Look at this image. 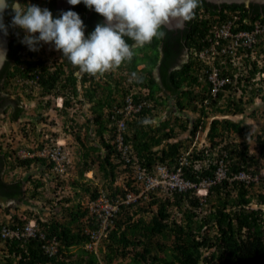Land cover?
Returning a JSON list of instances; mask_svg holds the SVG:
<instances>
[{
	"label": "trees",
	"instance_id": "obj_1",
	"mask_svg": "<svg viewBox=\"0 0 264 264\" xmlns=\"http://www.w3.org/2000/svg\"><path fill=\"white\" fill-rule=\"evenodd\" d=\"M22 2L26 6L29 0ZM31 3L49 8L54 16L71 9H59L56 0H31ZM221 5L244 9V4L240 3ZM218 6L219 4L199 0L192 19L187 21L184 29L170 30L164 25L163 37L153 38L143 48L135 49L130 61H124L117 68L102 74L79 71L78 66L71 65L62 53L53 65H49L47 58L41 56L39 50H29L26 55H17L16 51L18 53L26 48L24 44L11 50L9 57L14 60L10 59L6 63L0 73L1 80L5 78L10 82L19 77H39L41 95L65 96L63 110L67 113L76 102H93L91 108L94 116L88 118L84 125L70 114L71 122L75 123L73 129L77 126L79 130L74 134L81 149L76 146V164L82 169L79 178H71L74 193L63 197V202L60 201L68 205H61L60 209L57 207L59 214L55 213L51 218L44 219L40 214L34 213L27 219L16 216L14 220L16 224L23 226L29 219L36 218L47 238L57 237L58 251L50 255L44 247L46 239L39 236L8 238L4 242L5 255L0 256V264H115L116 261L123 264H264L263 189L225 177L211 185L210 195L206 200H202L191 189H177L162 196L158 192L161 188H158L149 191L147 196L134 203H126L123 202L126 189L115 183L118 173L115 171L116 164L111 159L114 147L104 138V134H109V138L116 135L115 123L117 118L123 116L116 109L123 107L131 99L143 108L141 113L127 120L128 127L124 133L126 140L138 152V163L148 170L153 171L157 163H166L171 171L181 169L186 179L199 182L215 177L216 164L219 165V158L224 153L227 161L235 159L227 165L229 175L239 170L247 158L257 162L255 155L249 152L246 138L242 140V137L252 135L249 127L240 120L217 114L243 113L245 104L254 101L260 94L264 97V76L261 74L264 67L259 62L252 61V65L239 74L232 72L235 68L231 71L222 69L224 76L236 77L238 83L227 84L225 89L214 94L209 85L202 84L200 89L195 87L204 74L196 64L201 61L189 58L182 62L185 46L194 44L195 39L202 36L214 34L216 28L210 22H214L216 17L210 20V16H213L214 9ZM72 10L78 12L84 21L86 35L97 23L104 22L101 14L83 3L74 5ZM249 13H264V6L251 3ZM10 20V15L6 13L5 22ZM18 29L9 28V34ZM148 46H151L153 54L147 51ZM257 46L262 48V44ZM139 63H145V67L139 69ZM201 67L209 68L210 65L203 63ZM155 69H158L159 78ZM135 87L138 89L136 93ZM163 89L177 96L178 106L192 110L193 122L189 120L190 116L184 118L179 114L169 113L162 122L150 120L144 123V120L153 119L148 117L149 114L153 115L155 110L160 112L158 107L164 101H159L158 91ZM231 91L239 97H235ZM245 95L248 96L246 101ZM27 96L31 97L30 94ZM17 102L18 108L13 116L15 119L24 111V106L20 101ZM82 125L86 129L83 133ZM92 126L96 127L95 131L102 137L101 145L92 141L96 139L91 134L94 131ZM201 130L206 132L210 145L199 146L194 139ZM257 143L260 157L264 158V125L263 132L257 135ZM102 145L107 148L104 156L100 154ZM157 146L160 148L156 149ZM214 150H218L219 155L213 159ZM99 156L102 158L98 162L102 176L96 174L99 182L86 181L85 172L94 168ZM7 157V154L0 152L2 198L21 200L24 196L39 197L42 195L38 191L39 187L46 186L48 180L55 182L52 190L56 196L65 192L66 180L58 173L51 172L55 163L48 162L47 157L29 156L22 160L16 158L20 165H46L43 173L48 171V179H37L32 175L29 177L34 186L32 192L25 188L26 180L8 181L4 178ZM261 166L262 163L256 164L257 169L254 170L258 171ZM134 169L128 166L121 170L129 178L128 186L135 180L132 177ZM101 190H106V195L117 205V209L109 218L106 236L100 238V250L97 252L94 248H86V244L92 242L88 231L98 230L101 222L97 216L87 218L91 213L90 206L84 204L82 199L97 198ZM256 200L258 206L252 205ZM205 211L208 212L205 214ZM75 249H78V258L73 257ZM206 251L211 252L207 255Z\"/></svg>",
	"mask_w": 264,
	"mask_h": 264
},
{
	"label": "clouds",
	"instance_id": "obj_2",
	"mask_svg": "<svg viewBox=\"0 0 264 264\" xmlns=\"http://www.w3.org/2000/svg\"><path fill=\"white\" fill-rule=\"evenodd\" d=\"M67 2L70 5H78L83 3L87 8L101 14L104 18V22L97 23L94 29L86 35V25L84 24V21L82 20L79 13L72 9L61 11L58 16H54L49 8L41 7L38 4L31 3V0L26 3V6L22 5L21 0H0V36L7 37L9 35V28H19L24 33L23 37L21 38L17 31H15V33H17L19 39H21V43L27 46L26 51L28 49L30 51H38L42 44H51L55 50H58L62 53V56L71 65L74 67L78 66L79 71L90 74H102L108 70L117 68L124 61H130L134 55L135 49L143 48L144 45L150 43L153 38L163 37L165 35V32L162 30L164 25H171L174 21L175 28L166 27L170 30L184 29L187 21L192 19L194 15V9H196L199 4V0H67ZM208 2L219 4L217 9H214L213 16H210V20L213 17H216L214 22H210V24L214 23L213 25L216 30L214 34L202 36L198 39H195L194 44L188 47L185 46L182 62L188 61L189 58H192V60H195L196 62L201 61L200 63L196 64L199 65L204 74L201 75L199 82L196 83L195 87L200 89L202 84H206L209 85V88L212 90V92L216 94L218 91L225 89L227 84L236 85L238 83L236 77L232 78L230 76H224L222 74V69L226 68L231 71L232 68H235L232 72L239 74V72L244 71L246 67L251 66L252 61L259 62V65L264 67V13L259 15L257 13H249L251 3L248 2L240 3L244 4V9H234L226 5H221L232 2ZM256 4L264 6L263 3ZM6 13L10 15L11 19L7 23L5 22ZM206 13L207 11H205V14ZM257 44H262V48H259ZM146 49L150 54H153L151 46H148ZM7 53L8 49L3 45V43H0V67H3V65L7 62ZM139 53L143 54L142 51ZM53 62L54 61L50 60L48 61V64L53 65ZM203 63L210 65V67H201ZM143 67H145V63H139L138 68L140 69ZM155 73L159 78L158 69H155ZM261 74L264 76V71L261 72ZM79 75H81L80 72ZM221 80H225L224 83H222ZM19 82L21 89L25 94H30L31 96L35 94L40 95V80L34 86H28L21 84V81ZM241 86L243 87L244 85ZM237 91H240L239 88ZM136 92H138V89L135 87L134 93ZM231 93L234 94V91H231ZM128 96L130 97L131 95ZM50 97L53 98V107L59 111H64L65 96L52 95ZM158 98L161 103L164 101V103L158 107L160 112L158 113L157 110H155L156 112H153V115L149 114L148 117H153V119L144 120V123H147L150 120L156 123L162 122L166 119V115L169 114L168 111L175 114H179V112H181L179 115L184 118L189 116L187 114H192V110L183 109L177 105L178 98L172 92H167L165 89L158 91ZM18 99L21 101L20 97H18ZM169 102H171V105H166V103L169 104ZM78 104L79 102H76L72 108L70 107L71 115H74V112H78L80 108ZM83 104H86V102ZM87 104H90L89 108L92 109L91 106L93 102H87ZM149 105L150 103H148V106ZM124 106L118 107L117 109H122ZM163 106H166V109H163ZM141 111L135 113L134 116L141 113ZM123 113L124 112H122V114ZM93 116L94 115H92L90 118H93ZM134 116H131V118H134ZM217 116L230 117L229 114H217ZM123 117L124 114L118 119H122ZM129 118H125L126 124ZM115 125L118 131V124L115 123ZM92 127L94 131H91V134L94 136L93 139L96 138L92 141H96L94 144L101 145L102 137L97 133V131H95L96 127ZM127 127L128 125H126L124 132H126ZM104 136L107 142H110L114 147V150L111 154V159L116 164L115 171L118 173V178L115 183L123 185L128 192L127 189L133 188L131 187L132 184L128 186V179H126V175H124L121 171L124 169V167H122L123 163L119 162L122 152L118 149L119 146L114 142L116 135L110 136L111 138L107 137L109 134H104ZM249 137L250 136L242 137V140L246 138L245 141L249 147V152L250 154L255 155L254 158L257 162L254 163V159L251 158L245 159L244 164L239 170L231 175L228 174V179L230 180L236 179L245 182V180L235 177V175H237L242 170L252 174H264V158L260 157L257 140L254 148H252L249 142ZM59 139L65 141L66 138L59 137ZM41 142L32 152L28 149L25 151L32 154L35 153L36 150L42 145ZM66 144L68 143L65 141V146H67ZM125 144L129 145L131 153H133L138 160V152L133 148L132 143H129L126 140V137ZM198 144L200 143L198 142ZM206 145L208 144L206 143ZM155 148H160V146ZM70 151L74 165V167L71 169V172L76 168V170L78 169L79 173H81L82 167L80 168L76 164L78 153H74V156L71 149ZM106 151L107 148L103 146L100 154L104 156ZM216 155H219L218 150H214V154L212 155L213 159ZM29 156L34 157L39 155H26L23 157L26 158ZM96 159L98 160L94 165V168L85 172L84 177L86 181L94 182L95 177L96 179L98 178L96 174L102 176L98 165V162L101 161L102 158L99 156ZM228 160L230 163L231 161H235V159ZM48 162H50L49 159ZM259 163H262V166L258 169V171L254 170V168H256V164ZM158 165L166 166V170L177 174L179 173L183 178H185L181 172V169L171 171L169 169L170 167L166 165V163H157L154 167V171L157 169ZM216 166L218 169L219 165L216 164ZM142 167L144 166L142 165ZM217 169L215 172V177L211 178L210 180L203 179L198 182L196 180L189 179L193 181L194 185L191 186V188L183 190L191 189L194 193L200 196L202 200H206V198L210 195L211 185L222 180L218 179ZM68 176H70V174ZM66 177L67 176H64L62 178ZM245 183L249 185L247 182ZM249 186L264 189L263 183H252V185ZM158 188L160 187H156L155 189L151 190H156ZM133 190L135 191L136 189ZM151 190L145 191L144 194L137 197L135 201L126 202L123 200V202L134 203L141 197L147 196V193ZM139 191L140 190L137 189L135 192L138 193ZM158 192L161 193L162 196H166V194H169L168 192L171 193L172 191L167 192L161 187ZM88 199L90 198H87L84 204H87ZM257 203L258 202L256 200L252 203V205L258 206ZM207 212L208 211H205V214ZM90 217L95 218L94 215L88 214L87 218ZM102 236H106V234H102ZM99 241L94 243L92 239V242L88 243H93L92 247H88V244H86V248L92 249L94 245L99 243ZM4 242H1L0 244L4 246Z\"/></svg>",
	"mask_w": 264,
	"mask_h": 264
},
{
	"label": "rangeland",
	"instance_id": "obj_3",
	"mask_svg": "<svg viewBox=\"0 0 264 264\" xmlns=\"http://www.w3.org/2000/svg\"><path fill=\"white\" fill-rule=\"evenodd\" d=\"M16 31L22 38L24 35L23 31L21 29ZM28 53L29 49L26 51V54ZM39 54L43 57H46L48 61H55L56 58L59 59L61 57V52L55 50L51 44H42L39 48ZM9 92L15 99L20 97L22 103L25 106L22 115L16 120H13L11 117H9V111L7 114H0V152H2L3 155L7 154L8 156L6 159L4 178L8 181L24 179L26 180L25 188L31 191V189L34 187L33 182L29 180L31 175L33 178L37 179H48L49 174L48 171L43 173L45 164L40 165L39 163H34L31 165H20L16 158H19L20 160L25 159V157L21 155V150H26L27 148L35 150L40 142L45 140L47 136H57L58 138L65 137V141L68 143L66 145L70 146L72 154H77L76 146H79L80 149V145L75 139L74 134L79 130L77 126L75 129H73V125H75V123L71 122L72 117L70 116V111L67 113L65 111H59L53 107V98L50 97V95L44 96L40 94V96L35 94L29 97L22 89L15 90L13 87L9 89ZM238 93H240V91H238ZM234 95L235 97H239L236 93H234ZM244 99H248V96L245 95ZM170 103L171 102H169V104L166 103V105H171ZM78 106H80V108L77 113L74 112V117L76 118V121H80L85 125L88 118L94 115V112L89 108L90 104H87V102L86 104L79 103ZM245 108V112L229 114V116L232 119L234 118L235 120H240L243 124L249 127L250 134H252L251 136L249 135V142L251 147L254 148L257 135L263 132L264 97H262V94L255 98L254 101L245 104ZM168 113H170V111H168ZM179 114H181V112H179ZM187 115L190 116L189 120H194L192 119V114ZM84 125L81 126L82 133L86 130ZM185 133H188V131ZM82 135L83 137L85 136L84 134ZM194 139L200 143L199 145H206V132L201 130L198 132V134H196ZM207 143L210 145L209 142ZM33 150H31V152ZM75 176L78 178L80 177V173L78 169L76 170V168L70 172V176L64 178L67 184L66 190L65 192L62 191L63 193H60V196H56L52 190L54 187L53 183L55 182L49 180L46 181V186L44 185L39 187L38 191L41 192L42 195H39V197L36 198L24 196L21 200H7L0 196V222H12L15 220L16 216L22 219H27L31 214L34 213L40 214L44 219L51 218L53 215H55V213L59 214L61 205H68L66 202L62 203L64 200L63 197H68L74 193L73 187L71 186V178ZM97 182H99L98 178L96 179L95 177L94 183ZM86 199L87 197L83 198L82 202L85 203ZM49 200L52 202H48ZM53 204L55 205L53 206ZM57 207H59V209H57ZM150 215L151 214H148V216ZM4 248L5 247L0 244V256L2 257L5 255ZM93 248L99 252L100 243L94 245ZM210 252L211 251H206L205 253L209 255ZM73 257L78 258V249H75V254ZM115 264L123 263H121V261H116Z\"/></svg>",
	"mask_w": 264,
	"mask_h": 264
},
{
	"label": "built area",
	"instance_id": "obj_4",
	"mask_svg": "<svg viewBox=\"0 0 264 264\" xmlns=\"http://www.w3.org/2000/svg\"><path fill=\"white\" fill-rule=\"evenodd\" d=\"M21 84L28 86H34L39 81V77H28L21 78ZM225 80H221L224 83ZM143 106L141 104H136V102L131 99L122 109H116L117 113L124 112V117L122 119L117 118L118 131L115 136L114 142L119 146V150L122 152V156L119 162H122V167L126 168L128 166L135 168L132 177L135 179L132 182L133 189H139L140 191L136 193L133 189H127L128 192L124 201L132 202L135 201L137 197L144 194L145 191L155 189L156 187H162L166 191L173 190H183L191 188L194 185L193 181L183 178L181 174L170 172L166 170V166L158 165L155 171L148 170L142 167L137 161V157L131 153L128 144H125V134L126 121L125 118L134 116L142 110ZM21 154L26 155H39L42 157H47L50 162H54L55 165L52 166V172L58 173L62 177L68 176L71 169L74 167L73 158L71 155L70 147L65 146V141L60 140L54 136H47L42 142V145L36 150L35 153H29L22 150ZM229 161L226 160L225 154L219 159V167L217 169L218 179L221 180L228 177V165ZM235 177L245 180L249 185L252 183L264 184V174H252L247 173L245 170L240 171ZM126 179H129L126 176ZM264 187V186H263ZM264 190V189H263ZM106 190H101L100 195L94 199H88L87 205L90 206L92 215L97 216V219L101 222V228L98 230L88 231L94 243H97L101 238L102 234L107 233V226L109 218L113 215V212L117 209V205L106 195ZM167 191V192H168ZM36 237L39 236L42 239H46L44 245L47 252L50 255L58 251L59 240L56 236L47 238L46 234L38 226L37 219H29L23 226L12 222H2L0 227V243L6 241L8 238H21V237ZM93 243L88 244V247H92Z\"/></svg>",
	"mask_w": 264,
	"mask_h": 264
},
{
	"label": "flooded vegetation",
	"instance_id": "obj_5",
	"mask_svg": "<svg viewBox=\"0 0 264 264\" xmlns=\"http://www.w3.org/2000/svg\"><path fill=\"white\" fill-rule=\"evenodd\" d=\"M21 2H22V0H21ZM56 5H57V3H56ZM57 7L59 9H68V8L73 9L74 5H72L71 7H67V8H61L59 6H57ZM7 37L9 39V51H8V60H7V62H8L10 59L14 60L13 58L9 57L11 50H14L15 47H19V45L23 44V43H21V39H19L17 33H15V32L9 34ZM24 47H26L24 50H20V51H18V53L16 51V54L17 55H26L27 46L25 45ZM6 63L0 69V73L2 72ZM20 79L21 78L12 79L10 82H8V80H6L5 78H3L2 80L0 79V114H2V113L7 114V112L9 111L10 112L9 117H11L13 120H16L13 116H14L17 108H18L19 103L17 101H19V99L13 98L11 96V93L8 91V88L16 86L17 89H21L20 82H19ZM20 103H21V101H20ZM21 105L25 106L23 103H21Z\"/></svg>",
	"mask_w": 264,
	"mask_h": 264
},
{
	"label": "water",
	"instance_id": "obj_6",
	"mask_svg": "<svg viewBox=\"0 0 264 264\" xmlns=\"http://www.w3.org/2000/svg\"><path fill=\"white\" fill-rule=\"evenodd\" d=\"M208 1H213V2H217V3H222V2H248V3H263L264 4V0H208ZM57 6L61 7V8H67V7H71L72 5L68 4L67 0H56ZM175 22L173 21V23L171 25H166L168 28H175L174 27ZM0 43H3V45L8 49L9 51V39L8 37H3L0 36ZM8 55V53H7ZM2 67H0L1 69Z\"/></svg>",
	"mask_w": 264,
	"mask_h": 264
}]
</instances>
